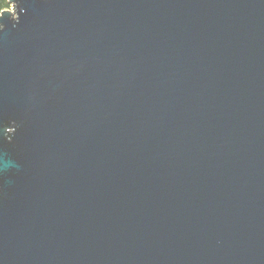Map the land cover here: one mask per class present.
Here are the masks:
<instances>
[{"label": "water", "instance_id": "1", "mask_svg": "<svg viewBox=\"0 0 264 264\" xmlns=\"http://www.w3.org/2000/svg\"><path fill=\"white\" fill-rule=\"evenodd\" d=\"M0 264H264V0H8Z\"/></svg>", "mask_w": 264, "mask_h": 264}, {"label": "trees", "instance_id": "2", "mask_svg": "<svg viewBox=\"0 0 264 264\" xmlns=\"http://www.w3.org/2000/svg\"><path fill=\"white\" fill-rule=\"evenodd\" d=\"M11 4L8 0H0V11L2 9L10 8Z\"/></svg>", "mask_w": 264, "mask_h": 264}]
</instances>
